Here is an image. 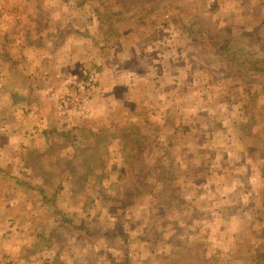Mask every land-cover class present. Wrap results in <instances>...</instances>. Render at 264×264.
<instances>
[{
  "label": "crops",
  "instance_id": "1",
  "mask_svg": "<svg viewBox=\"0 0 264 264\" xmlns=\"http://www.w3.org/2000/svg\"><path fill=\"white\" fill-rule=\"evenodd\" d=\"M241 3L229 2L224 20L217 21L220 29H230L240 51L230 47L198 58L186 53L184 30L171 35L170 24L162 22L164 7L123 0H0V264H132L141 251L134 247L141 237L135 224L119 231L114 222L111 232L101 234L88 226L82 203L77 212L58 211V156L68 155L59 139L72 146L83 132L117 137L122 124L135 123L146 127L140 133L147 150L161 160L174 144L185 151L186 111L192 109L197 136L188 142L208 159L212 177L237 167L243 177L264 184V49L248 42L264 36V7ZM181 10L173 9L178 15ZM194 58L204 59L198 68ZM90 71L97 73L98 94L88 117L71 122L73 117L60 116L57 99ZM114 149L120 156L126 151L121 144ZM66 182L59 188L69 189ZM213 183L210 191L219 188ZM223 185L226 196L233 195V182ZM62 201L67 207L78 203ZM126 212L120 215L128 217ZM129 218L135 219L131 213Z\"/></svg>",
  "mask_w": 264,
  "mask_h": 264
},
{
  "label": "rangeland",
  "instance_id": "2",
  "mask_svg": "<svg viewBox=\"0 0 264 264\" xmlns=\"http://www.w3.org/2000/svg\"><path fill=\"white\" fill-rule=\"evenodd\" d=\"M123 1L148 4L154 10L164 7V12L159 10L164 17L162 22L170 24L171 35L178 36L184 30L186 53H197L199 58L207 52L229 51L230 47L240 51V45L232 42L230 29H220L217 21L224 20L229 2L241 6L242 0H215L210 13L204 15L202 10L209 8L212 0ZM245 4L257 10L264 7V0H245ZM179 6L180 15L173 11ZM194 6L201 11H194ZM248 42H256V46L260 43L264 49V36L249 37ZM194 59L197 68L204 61ZM191 65L187 59V66ZM199 93L197 97L201 98ZM126 111L127 116H132V110ZM140 115L146 117L144 113ZM72 117L71 122L79 121V117ZM192 117L193 110H187L185 151L174 144L168 148L170 156L161 160L150 156L149 146L143 141L146 136L140 133L146 127L140 129L135 123L122 124L123 135L117 137L111 133L83 132L78 134L79 143L72 146L67 143L65 146L59 139L58 147L61 151L66 148L68 155L58 156L60 173L55 177L54 193L60 199L57 209L70 214L77 212L82 203L86 217L92 221L88 226L98 228L101 234L111 232L114 222L119 231L135 224L140 232L135 234L141 237L134 247L141 251L135 254L132 264H264V184L243 177L246 173H240L237 167H232L234 171L226 177L218 174L213 178L208 159L197 156V144L188 142L189 136H197V115L196 123ZM201 118L206 119L204 115ZM115 138L118 140L115 145L121 144L126 149L123 156L114 149ZM134 145L137 146L133 148ZM158 177L162 180L157 181ZM64 181L69 188L66 191L59 188ZM212 182L218 184L217 190H209ZM223 182H233V195L226 196L229 191L224 185L220 187ZM67 197L78 203L72 207L63 205L62 200ZM120 210L127 211L128 217L120 215ZM96 213L101 216L92 220L90 215ZM130 213L134 221L129 218ZM115 214L118 216L113 219ZM85 215L80 218L85 219ZM144 228L148 231H142ZM105 244L109 245L108 239ZM115 245L122 248V239H117Z\"/></svg>",
  "mask_w": 264,
  "mask_h": 264
},
{
  "label": "built area",
  "instance_id": "3",
  "mask_svg": "<svg viewBox=\"0 0 264 264\" xmlns=\"http://www.w3.org/2000/svg\"><path fill=\"white\" fill-rule=\"evenodd\" d=\"M98 94L96 72H88L85 77L75 79L72 91L64 92L57 99L60 116L85 117L91 111V101ZM88 117V116H87Z\"/></svg>",
  "mask_w": 264,
  "mask_h": 264
}]
</instances>
